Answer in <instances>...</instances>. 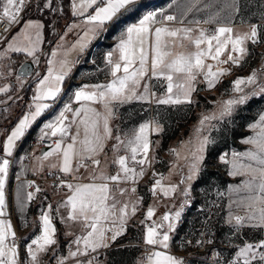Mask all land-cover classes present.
<instances>
[{"label":"crops","instance_id":"crops-1","mask_svg":"<svg viewBox=\"0 0 264 264\" xmlns=\"http://www.w3.org/2000/svg\"><path fill=\"white\" fill-rule=\"evenodd\" d=\"M138 1L141 0H135L134 3ZM72 4L73 0H66V14L57 13L56 20L53 22L55 36L48 39L47 34L43 32L38 48L34 46L27 47L35 48L33 55H28L25 51H22L24 53L19 52L21 56L17 52H11L10 55V57L17 56V65L29 59L37 66L36 73L31 78L33 83H30V86L26 87L29 79L25 78L21 88L18 90L17 96L20 101L19 103L22 104L21 114L8 128L0 133V153L2 154L0 163L5 159L9 161L4 182L5 204L3 215H0V220L10 222L11 231L15 232L14 238L11 235L8 236L6 245L11 247L15 243L17 249L16 264H54L59 260L74 259L85 252L82 238L91 231L89 227H86V224L91 221L86 222L82 217L75 220L69 217L72 209L71 205L68 204V197L73 194L76 185L107 183L109 186V198L106 201L108 215L106 219H101L99 225L105 229L104 242L107 244V247L101 246L94 250H105L101 256L102 259L107 251L119 246L121 240L126 239L133 230L138 229L142 225L144 234L141 242L144 241L148 227L163 224V227L158 228V231L161 233L167 231L170 237L168 246L172 245L177 235V220L171 221L175 227L169 230V221H163L162 217L166 213L170 214V216H174L177 211L181 213L184 208V198L198 193L206 186H210V183L216 177V170L212 166V163H210L211 160L208 155L210 151L208 144L202 154L204 158L199 162V170L193 179H188L191 175L190 165L193 162V158L185 150L180 134L181 129L187 128L186 124L188 122L191 123L196 120L193 113L200 106L201 101L195 100L192 92L191 103L158 104L157 100L166 98L168 94L160 96L155 93L153 91V82L156 78L163 79L167 86L169 82L163 76L152 75L150 63L151 51H149L148 74L140 81V87L136 89L138 95L142 94L144 86L147 85L148 99H132L124 103L118 101L112 102L109 105L111 115L108 116V128L111 130L110 135H107L103 128V117L106 114L104 104L100 101H77L75 99L76 91L82 88L86 91H93L95 90L93 86L106 85L114 79L111 74V65L108 64L107 55L109 52H112L114 60L119 58L117 50L119 40L112 42L109 47L105 48L93 46L96 39L103 32L107 31L106 28L111 21L106 22L102 27L97 28L95 33H90L87 38L82 39L84 33L93 27V25L85 21L89 14H94L96 7L87 9L84 15H74ZM157 21V23L151 25L153 30L161 26L188 28L185 27L186 24L179 21H166L163 19ZM195 27V24L190 26L192 34L198 30ZM209 34L211 33L209 32ZM33 36L31 34L30 38L32 39ZM149 39L153 40L154 34ZM180 43L177 40V44L180 45ZM186 43L187 40H184V48H186ZM81 44L83 47L80 46ZM172 48L168 49L171 53H173ZM174 51L175 53H188V50H183V47L178 51ZM233 53L231 52V45H229L224 53L225 58L227 57L228 59L227 54ZM168 59H171V56ZM50 67L55 70L54 74L59 73L61 70L66 73L63 81L59 84L60 92L54 99L41 100L42 103H47L49 107L44 109L40 116L31 123L25 130L24 135L15 142L11 154H8L4 151L7 137L11 134L13 127L27 113V110L35 111L34 102L36 101L33 100L35 96L34 88L39 87V82L48 75ZM226 67V64H222L220 69H227ZM212 70L217 71L214 68ZM122 74L121 72L117 75ZM200 74L201 72L197 75L194 88L197 84L201 83ZM185 79V76L181 73L173 74V93L178 92L177 89L175 90L177 88L176 85L185 84ZM11 83L13 84V82ZM27 96L31 97L30 101H27ZM199 97H204V94H201ZM142 105L153 106L152 115H141L139 109ZM66 106H70L71 110L66 111ZM77 109H81L79 114L76 112ZM85 109H94L96 113L100 114L95 132L92 120H95L96 117L91 112L88 113L87 133L85 131L86 126L82 123V120L85 119ZM62 111L67 117L64 120L67 134L61 135L58 133L53 136L45 126L54 122ZM119 118L122 122L125 120L128 122L125 125L122 123L117 128V119ZM144 123H150L147 131L149 157L146 163L138 165L131 162L132 152L128 146V141L133 139L134 134L139 130V126ZM157 125L161 129L158 132L153 130ZM45 132H48V134L45 135ZM95 135L101 138L99 141L100 146L97 147L95 152H88L85 150L84 141L86 139L94 141ZM174 136L175 140L173 141ZM73 137H76V140L74 144L75 155L71 160L72 171L65 173L61 171L63 164L62 151L52 152V150L55 148L57 141L60 142L62 149L66 148L69 144H73ZM249 137H252V134H245L243 136V138ZM43 138L52 141V145L44 151L42 150L45 147L39 148L35 145L37 140ZM195 145L198 146V144ZM49 152H52V154L45 158V153ZM121 156L126 158L127 167L135 170L136 175L134 178H125V173L121 170L120 164L117 163ZM94 160L99 161V163H93ZM152 160H157L159 167L162 169L152 168L150 166ZM112 166H115L114 170L111 169ZM141 171H143V175H139ZM116 175L120 176V179L117 181L106 179L107 177ZM152 175H154V185L157 180L161 181V185L156 187L155 194L152 197L149 198L142 188H140V191H133L136 183L149 178V176L152 177ZM47 176H62L65 180V188L59 190L49 187L46 181ZM247 182L244 192L245 196H249L250 203H252L254 200L251 197L259 195V191L250 190L247 187ZM255 182H259L258 176ZM68 184H72L73 189L68 188ZM113 184H116L117 191L112 189ZM169 185H175V191L165 196L161 189L162 187L167 188ZM29 193H32L30 200L28 198ZM113 204L115 205L114 208H112ZM125 205H127V215L124 217L123 229H121L120 209ZM260 205L252 209H244V217H248L253 213H256L257 216L251 220L246 219L242 224L259 229V242L264 240V225H261L258 219L259 209L264 207V204L260 203ZM8 206L14 212L13 218L7 216L9 211ZM133 206L135 207V212H133ZM150 207L154 209V213L151 218H148L147 211ZM200 207L201 201H195L194 209L191 213L193 218L197 216ZM44 213L49 215L55 228L53 237L55 244L48 245L44 251L38 252L36 261H33L28 252V246L42 234L40 217ZM88 215L92 216L93 213L89 212ZM239 215L240 212L238 213V210L233 205V198L227 196L224 214L216 232L217 244L222 250L232 251L234 241L229 234V226L235 224L234 218ZM142 217H144L143 220ZM118 231L121 234L115 240H112V235ZM78 238H81L79 244L75 243ZM69 244L72 246L70 249L67 247ZM157 246L161 248V245ZM33 249L35 250V245H33ZM260 250L261 255H264V247H260ZM90 251L93 250L91 248L87 249V252ZM73 252H77V255L73 256L70 254ZM255 254L256 252L253 250L246 257L250 261V264H264V260L261 257L253 259V255L255 256ZM244 259L245 257L239 256L242 264ZM99 261H85L82 264H89V262L91 264H100ZM64 264H79V261H67Z\"/></svg>","mask_w":264,"mask_h":264},{"label":"snow or ice","instance_id":"snow-or-ice-1","mask_svg":"<svg viewBox=\"0 0 264 264\" xmlns=\"http://www.w3.org/2000/svg\"><path fill=\"white\" fill-rule=\"evenodd\" d=\"M135 0H106L103 7L97 6L94 10V14H89L86 17V23L93 25L88 31L84 33L82 39L87 38L90 33H95L96 29L102 27L106 22L112 21L121 10L126 9L127 6L133 5ZM24 0H5L3 5L2 16L0 19L7 18L9 23H18L19 14L22 11ZM97 4V0H80L79 4L76 0H73V14L74 15H84L88 8ZM163 17V20L173 21L176 19L175 16L167 15L164 16L162 10L149 11L139 20L138 23L132 24L125 29V32L120 39L117 50L119 52V58L113 59V53L109 52L107 55L108 64L111 65V74L114 79L106 85H95L93 91H86L85 89H80L75 93V99L77 101H100L104 104L106 114L103 117V128L107 135L111 134V130L108 128V116L111 115V108L109 105L118 101L124 103L132 99L146 100L148 99V87L144 86V92L142 94H137L136 89L140 87V81L148 74V63H149V51H151V73L153 76H163L169 83L167 86L168 95L166 98H161L157 100L158 104H181V103H191V94L195 91L194 82L196 81L197 75L202 72L205 68L207 71L204 72V79L207 82L209 89L215 87L218 83L220 77L224 75L228 69H219L213 71L212 64H205V59L210 57L213 60L219 61L221 54L231 45V52L239 53L240 56L234 58L231 54L228 55V61L233 64H238L240 59L246 53L245 43L251 40L255 42L257 37L258 26L253 24L250 26L249 32L242 34H234L232 27L227 25H222L216 28L214 34H206L205 30L201 29L198 36L192 37L191 28H169L167 26L156 27L154 30L151 25L157 23V16ZM208 23L209 21H205ZM42 27L39 22L27 21L25 28H36ZM23 32V30H22ZM154 39L149 38L153 36ZM39 37V31L36 33ZM25 39H30L28 34L24 33ZM168 38V39H166ZM177 40H179L180 46H183V41L187 40L190 44H193L196 48L195 52H190L188 54L179 53L172 56V53L168 50L170 47L175 46ZM215 42V44H213ZM79 43V42H78ZM207 45L206 48L202 45ZM83 47V45H80ZM9 48H13V45L9 44ZM14 51H25L28 55H33L35 48H13ZM55 55V53H53ZM228 61H220L221 63H227ZM51 63V61H50ZM54 69L52 67L48 70V75L45 76L40 82L37 89V95L33 97L34 101L54 99L60 92L59 84L63 81L65 72L61 70L59 73L54 74ZM123 73L122 75H117L118 73ZM181 73L185 76V84L176 85L178 88L177 93H173V74ZM256 82L255 72L248 77L237 78L233 81L234 91L241 93L243 88L241 85L254 84ZM87 87V86H86ZM6 88H0V92L6 91ZM264 91V89H262ZM175 96V98H174ZM182 96V98H181ZM248 97L246 95H240L238 98L229 99L224 102L219 116L215 114L212 116H204L200 121V126L203 128L207 121L214 119H224L232 114L234 107L238 104H244ZM35 111L26 113L24 117L19 121L16 127L12 130L11 134L7 137V141L4 145V151L11 154L12 148L15 142L19 140L25 133V130L31 125V123L42 113V111L49 107L47 103H35ZM66 111H70V106H66ZM81 109H77L76 112L79 114ZM91 112L96 117L92 120L93 129L97 127L100 119V114L96 113L94 109H85V119L82 123L85 124V131L87 133L88 124V113ZM67 117L62 111L54 122L47 124L46 129L50 130L51 135L55 136L58 133L61 135L67 134V128L64 125V120ZM150 127V123H144L139 126V130L134 134L133 139L128 141V146L132 152V159H136V154L138 152L143 153L144 159L138 161L140 164L147 162V154L149 151V140L147 131ZM250 128L259 129L254 137H249L245 140V143H250L255 145V150H249L243 154L233 153V160L226 161V163L232 164L231 175L238 174L241 168H246L248 172L253 175V179L247 182V187L250 190H258L259 195L251 197L252 200L258 201L264 204V114L259 117V120L249 126ZM154 131H160L159 126H155ZM200 128L197 129V132ZM45 135L48 132L44 133ZM73 144H69L66 148L62 149L61 144L57 141L55 148L52 152H61L63 154V164L61 171L65 173H70L72 171L71 160L75 155V140L73 137ZM100 137L95 135L94 141H84L85 150L88 152H95L97 147L100 146ZM119 139V138H117ZM212 143V140L208 136H204L200 139L196 151L193 153V162L190 165L191 175L188 179H193L196 172L199 170V162L203 160V153L208 144ZM175 151V150H173ZM52 152L45 153V158L52 154ZM199 154V155H198ZM245 156L250 161L255 162L257 165L253 167L251 163L248 165H243L239 163L240 157ZM8 160H3L0 163V215H3V207L5 204L4 198V182L7 175ZM93 163L98 164L99 161L94 160ZM117 163L120 164L121 170L125 173V178L132 179L135 177L136 173L134 169L127 167L126 158L119 157ZM143 175V171L139 173ZM258 176L259 182L256 183ZM113 181L120 179L119 175L107 177ZM63 183V181L61 182ZM161 185V181L157 180L153 186V193L155 194L156 187ZM68 188L73 189L72 184L67 185ZM175 185H169L167 188L162 187V191L165 196L169 195L171 192L175 191ZM39 191V189H37ZM135 191V189H133ZM109 186L107 183L102 184H87V185H76L73 190V194L68 197V204L71 205V212L69 217L73 220L80 217L84 221L90 223L86 224L91 231L88 232L86 236L82 238L85 247L84 254H87V249L91 248L93 251L101 246L107 247L105 240V229L100 225L101 219H106L108 215V205L106 201L109 198ZM187 194V193H185ZM29 200L32 198V193L28 194ZM115 205H112L114 208ZM127 205L120 209V219H121V229H123V220L127 215L126 212ZM92 212L93 215L89 216L88 213ZM133 212H135V207L133 206ZM154 213L153 208H149L147 211V217L151 218ZM181 213L177 211L174 216L170 214H165L162 217L163 221H169L168 229H174L175 225L172 220H178ZM257 214L253 213L248 217L236 216L234 218L236 226H241L246 219H254ZM258 219L261 225H264V207L259 209ZM40 220L42 222V234L32 241V244L28 246V252L33 261L37 259V253L44 251L48 245L55 244L54 234L55 228L52 225V221L47 213H44ZM163 224L154 225L148 227L144 237V241L147 245H161L163 248L168 247V241L170 239L167 231L161 233L158 228H162ZM121 232H115L111 239L115 240ZM11 235L15 237V232L11 231L10 222H5L0 220V264H16L17 249L15 243L11 247L6 245V240L8 236ZM81 238H78L75 243L79 244ZM197 243H200L199 241ZM35 245V250L33 249ZM264 247V240L260 241L259 244L247 243L239 250L238 255L245 257L243 264H250V261L246 258L249 253H252L255 248ZM79 252V249H78ZM71 255H77V252L70 253ZM253 259L255 256L253 255ZM264 260V255L261 256ZM150 264H183V262L169 254L161 251H155L149 256ZM91 264V262H89Z\"/></svg>","mask_w":264,"mask_h":264},{"label":"rangeland","instance_id":"rangeland-1","mask_svg":"<svg viewBox=\"0 0 264 264\" xmlns=\"http://www.w3.org/2000/svg\"><path fill=\"white\" fill-rule=\"evenodd\" d=\"M65 2L66 0H36L29 6L28 10L25 11L18 27L9 37L0 43V88L7 89L6 91L0 92V133L3 132L5 127L10 123L11 117H14L18 111L22 110V104L19 103L20 101L17 93L25 77H18L16 75V69L19 64L17 65V56L10 57L11 52H17L18 55L20 54L21 56V53L24 52L14 51L13 48H26L28 46L38 48L43 32L47 34L48 39L55 36L53 22L56 20L57 13L66 14ZM76 2L79 4L80 0H76ZM97 6L103 7L104 3H100V0H97V4L93 5L91 8ZM157 10H162L164 16H175L176 19L173 21L182 22L186 24L185 27L190 28L192 24H195L198 30L194 34L191 33L193 38L199 35L201 29L205 30L206 34H209L206 29L213 28L215 33L216 28L222 25L232 27L234 34L249 32L250 26L253 24L258 26L257 39L260 45L254 47L250 40L246 41L244 46L247 51L238 64H233L231 61H228L227 57L225 58L224 53L226 50L221 54L219 61L213 60L210 57L205 59V64H212L215 70L220 69L222 64H226L228 71L220 77L218 83L211 89L208 88L207 82L204 79V72H206L207 69L201 72L199 75L201 83L195 86V91L193 92L194 99L201 101L200 106H198L197 110L193 113L196 120L191 123L188 122L186 124L187 128L181 129L180 134L183 137H181V139L184 142V148L191 158H193V153L197 148L195 144H199L200 139L204 136H208L212 140V143L209 144V159L216 170V177L210 185L223 188L226 193H228L227 196L233 198V205L236 210H238V213L240 212L239 216H243L245 208L252 209L255 206H261L258 201H252V203H250L249 196H245L244 190L246 189V182L250 179L252 180L253 175L248 172L246 168H241L238 174L231 175L232 164L221 160V157H224L226 161H232L233 153L243 154L249 150H255V145L245 143L247 138H243L241 135L243 133L246 135L252 134V137H254L259 129L250 128L249 126L255 124L259 120V117L264 114V91H262V89H264V0H141L121 10V12L108 24L106 28L107 31L105 33L103 32L102 35L96 39L93 46H102L105 48L109 47L112 42L120 41L128 26L138 23L147 12ZM162 19V16H157V20ZM30 20L39 22L42 27L39 29H26L25 24ZM205 21L209 22L206 23ZM37 31H39V37L36 35ZM25 32L29 37L33 34V38L25 39ZM210 33L214 34L213 32ZM9 44L13 45V48H9ZM213 44H215V42H213ZM172 47L173 53L171 58L180 53H175L174 50L178 51L182 47L183 50H188V53L196 51L195 46L188 41L186 43V48H184V45L180 47L177 42L176 45ZM202 47L206 48L207 45H202ZM228 55L229 54H227V56ZM231 55L234 58L240 56V54L236 52ZM220 61L228 62L219 63ZM253 72L256 74V82L254 84L241 85L243 92H235L233 90V81L237 78L248 77L252 75ZM11 82H13V84ZM164 84L167 90L165 81ZM200 85L203 86L201 91L198 90ZM37 89L38 87L34 88L35 96L37 95ZM176 89L178 90V88H175V90ZM167 94L168 91L165 95ZM201 94H204V97H199ZM240 95H246L248 99L244 104L236 105L230 116L224 119L207 121L205 126L201 128L200 121L204 116H212L214 114L219 116L224 102L229 99L238 98ZM37 102L42 103V101H36L34 105ZM29 112L32 111L27 110V113ZM127 122L126 120L122 122L120 118L117 119V128H119L122 123L125 125ZM198 128H200L199 132H197ZM185 133L187 134L185 135ZM173 138L174 141L175 136ZM221 153L223 154L219 157ZM251 162L253 167L257 166L255 162L250 161L245 156H241L239 160V163L243 165H248ZM143 218L144 217H142V220ZM241 226L247 228L251 227L259 234V229H257V227ZM142 228L143 225L133 230L126 239L119 242V246L107 251L99 263L150 264L149 256L153 252L161 251L166 253L163 251V246H161V248L151 250L145 262L140 259V242L144 234ZM177 239L178 237H175V241H177ZM175 241L173 244L177 245ZM155 246L159 247L157 245Z\"/></svg>","mask_w":264,"mask_h":264},{"label":"built area","instance_id":"built-area-1","mask_svg":"<svg viewBox=\"0 0 264 264\" xmlns=\"http://www.w3.org/2000/svg\"><path fill=\"white\" fill-rule=\"evenodd\" d=\"M36 0H24L22 11L19 14L18 23H9L7 18L0 19V43L10 36V34L18 27L20 24L25 11L28 10L29 6ZM5 0H0V16H2L3 5ZM106 0H100V3H105ZM208 32H214L213 28L206 29ZM251 41V40H250ZM252 46L258 47L260 45L257 37L255 42H252ZM153 91L161 96H164L167 92L164 80L161 78H156L154 80ZM31 97L27 96V101H30ZM140 114L143 116L152 115L154 107L151 105L140 106ZM35 145L39 148L50 147L52 141L47 138L39 139L35 142ZM149 154H147V159ZM2 154L0 153V159ZM13 159V158H11ZM144 159V155L141 152L136 154V159L133 160L131 157V162L140 165L138 161ZM152 168H160L159 162L157 160H152L150 162ZM112 170L115 166L111 167ZM154 175L149 176V178L142 180L135 184V190L140 191L143 189L144 193L150 198L154 195ZM47 184L49 187H54L59 190L65 188V180L62 176H47ZM63 181V183H61ZM112 189L117 191L116 184H113ZM227 200V193L221 187L216 186H206L198 193L192 196H187L184 198V208L181 212V216L177 220V235L178 245H172L170 247L164 248L163 251L166 253L180 259L183 264H242L239 260V250L244 247L245 244H259L258 237L259 234L255 229L236 226L232 224L229 226V234L234 241V246L232 251L222 250L217 244V227L221 222L222 214L225 210V203ZM201 201V207L198 209V214L195 218L192 216V211L194 209V202ZM8 211V217L13 218L14 212L10 206ZM17 239V238H16ZM16 241V240H15ZM200 243H197V242ZM69 249L72 247L70 244L67 246ZM159 247L147 245L144 241L140 242V259L145 262L148 259L151 250L157 249ZM105 250L90 251L87 254H81L74 259L59 260L54 264H64L67 261H79L82 264L85 261H99ZM255 257H261L260 248H255Z\"/></svg>","mask_w":264,"mask_h":264},{"label":"water","instance_id":"water-1","mask_svg":"<svg viewBox=\"0 0 264 264\" xmlns=\"http://www.w3.org/2000/svg\"><path fill=\"white\" fill-rule=\"evenodd\" d=\"M37 70V66L34 64L32 60H24L19 64V66L16 69V75L18 77H25L29 79V83H33V80L31 78L35 75ZM203 89V86L200 85L198 87V90L201 91ZM47 147H45L42 151H44Z\"/></svg>","mask_w":264,"mask_h":264},{"label":"trees","instance_id":"trees-1","mask_svg":"<svg viewBox=\"0 0 264 264\" xmlns=\"http://www.w3.org/2000/svg\"><path fill=\"white\" fill-rule=\"evenodd\" d=\"M28 86H30V83H28L27 85H26V87H28ZM24 91V90H23ZM21 93H22V91H21ZM24 93H25V91H24ZM21 112H22V110H20V111H18V113L14 116V117H11V119H10V123L5 127V129L6 128H8L14 121H15V119L21 114ZM245 134L243 133L242 135H241V137H243ZM209 156H210V153L208 154Z\"/></svg>","mask_w":264,"mask_h":264},{"label":"bare ground","instance_id":"bare-ground-1","mask_svg":"<svg viewBox=\"0 0 264 264\" xmlns=\"http://www.w3.org/2000/svg\"><path fill=\"white\" fill-rule=\"evenodd\" d=\"M176 242V244L178 245V239H177V241H175ZM174 245V244H173Z\"/></svg>","mask_w":264,"mask_h":264}]
</instances>
